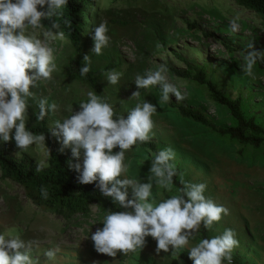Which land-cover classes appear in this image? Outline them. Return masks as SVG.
<instances>
[{
	"label": "rangeland",
	"instance_id": "374dc122",
	"mask_svg": "<svg viewBox=\"0 0 264 264\" xmlns=\"http://www.w3.org/2000/svg\"><path fill=\"white\" fill-rule=\"evenodd\" d=\"M109 5L110 1H102L95 22L96 26L107 21L109 45L100 55L93 53L92 31L82 43L83 56H90L93 69L113 64L115 70L122 73L116 85L108 83L106 75L99 81L109 102L121 115L126 117L136 103L144 99L157 106L152 117L155 128L149 141L156 144V150L134 146L126 153L128 171L125 175L146 182L153 154L165 148L173 149L176 154L173 163L180 171L179 179L205 183L204 195L230 211L206 229L207 237L233 229L239 247L232 253V264H264V144L259 148L241 146L227 137L210 135L200 125L181 117L178 107L185 106L202 112L214 128L233 125L228 111L210 98L204 86L178 78L172 72L204 67L218 91L231 100H239L244 115L264 128V70L254 66L253 75L249 76L244 71L242 59V51L249 41L255 50L264 52L261 21L233 0H128L112 8ZM236 16L240 17V30L234 33L229 21ZM112 19L127 24L120 27L110 23ZM157 44L162 47L158 48ZM226 46L235 52L228 53ZM52 47L59 70L53 73L52 81H40L32 89L37 98L46 97L49 104L53 101L58 104V110L47 115L50 129L55 121L70 115V108L78 111L79 104L87 100L90 91L84 84L62 74L63 66L76 47L61 39L53 41ZM160 63L167 64L169 79L182 92L188 93L187 98L176 101L173 97L161 104L158 86L141 89L139 101L130 98L136 91V74L154 70ZM37 110V104L30 101L26 124ZM53 148H62V138L55 137ZM63 149L71 150V146ZM117 151L118 148L113 149L114 153ZM23 155L38 165L42 161L45 164L48 159L35 145L20 150L14 144L12 157ZM79 162L83 164V150ZM174 194L176 188L169 192L154 183L153 196L157 202ZM0 196L3 197L0 198V211L12 205V213L0 215V220L9 225H0V233L15 229L23 239L36 241L32 255L38 256L40 264H113L112 258L95 251L91 240L92 233L103 227L106 210L92 207L89 213L64 221L40 212L25 199L19 185L1 178ZM200 240L199 231L188 247L173 255L171 252L157 254L156 242L147 237L142 250L127 256L118 254L115 264H187L185 259H189L190 247ZM57 247L60 251L56 258L46 262L43 253Z\"/></svg>",
	"mask_w": 264,
	"mask_h": 264
},
{
	"label": "clouds",
	"instance_id": "9594fccd",
	"mask_svg": "<svg viewBox=\"0 0 264 264\" xmlns=\"http://www.w3.org/2000/svg\"><path fill=\"white\" fill-rule=\"evenodd\" d=\"M69 0H0V140H14L20 150L35 145L50 157L44 133L34 134L26 127L30 101L37 104V119L43 120L50 112L58 110V104H49L46 97L37 98L32 89L40 81H52L58 66L52 47L56 39L63 40L65 34L59 22L53 21L46 27L42 21L62 16ZM240 17L229 21L232 32L240 30ZM66 26L70 21H64ZM96 55L102 53L110 43L107 21L92 29ZM157 47L162 45L157 44ZM244 71L253 75L258 60L264 59V52L255 50L249 41L242 51ZM80 75L86 76L91 70V58L83 57ZM166 63L136 74V91L130 98L139 101L141 89L158 86L161 91L160 103L166 104L171 98L183 101L188 93L169 79ZM108 83H119L122 73L110 70L106 74ZM70 115L57 120L49 130L52 136L62 138V148L71 146L72 158L79 161L83 150V164L69 162V168L78 173L76 179L81 185L95 184L102 196L111 198L120 211L106 210L102 228L91 235L94 249L98 254L108 256L115 264L118 254L127 256L146 246V238L156 242V253L177 255L188 247L191 239L200 231L210 229L230 211L216 204L204 193L205 183L185 182L176 189V194L159 202L153 196L154 183L171 192L173 178L177 175L175 152L165 148L154 153L146 182L127 178L126 153L137 144L150 141L155 128L152 119L157 106L146 99L136 103L126 115H117L116 108L106 98L94 91L87 92L86 102L79 104V110L69 109ZM14 133V134H13ZM118 148L119 151L113 152ZM42 161L37 166L40 171ZM130 190V193H129ZM41 196L48 198L47 188L40 189ZM97 207L96 205H93ZM36 241L23 239L15 229L0 233V264H40L38 256L33 257ZM239 247V240L233 229H225L222 235L201 239L191 246L188 258L192 264H232L233 251ZM60 249H48L43 253L46 262L54 260Z\"/></svg>",
	"mask_w": 264,
	"mask_h": 264
},
{
	"label": "trees",
	"instance_id": "16d2710c",
	"mask_svg": "<svg viewBox=\"0 0 264 264\" xmlns=\"http://www.w3.org/2000/svg\"><path fill=\"white\" fill-rule=\"evenodd\" d=\"M104 0H69L67 6L63 9L62 16H55L42 23L46 27H51L53 21L59 22L65 34V42L76 47L73 56L69 57L63 66L62 74L77 82L84 84L90 91H94L103 98L108 97L105 90L99 85L103 75L110 70H115V65L108 64L99 69L89 71L86 76L80 75V67L83 66L82 43L92 33L95 22L101 10V3ZM110 1L109 7L119 6L128 0H106ZM234 3L244 10L253 13L261 21L264 27V0H233ZM70 21L66 26L64 21ZM110 23L117 26H125L127 23L112 19ZM227 52L233 54L235 51L226 46ZM264 70V59L258 60L255 65ZM178 78L189 79L207 90L210 98L219 106L226 109L233 121V125L228 128H214L207 120L206 116L199 110L190 109L185 106L178 107V113L181 117L190 120L216 137H227L241 146L249 145L253 148H259L264 144V128L252 118H247L241 108L239 100H231L223 95L216 88L215 84L208 78L205 68L188 67L186 70H172ZM86 102V101H85ZM110 103V102H109ZM39 110H37L26 127L34 134L44 133L46 136V147L50 148V157L40 171H37L38 164L30 158L23 155L21 157H12L14 149V140L4 142L0 140V178L19 185L27 200L32 202L42 213L57 216L64 221L73 219L79 215L89 213L90 209L96 205L103 210L120 211L118 204L112 202L111 198L101 195L95 184L81 185L77 182V175L73 169L69 168V162L77 163L79 161L72 158L71 150L53 148L55 136L51 135L49 119L47 116L41 121L37 119ZM117 115H121L116 109ZM212 133V134H211ZM14 134V133H13ZM139 147L154 152L156 144L147 142L138 144ZM80 163V162H79ZM81 164V163H80ZM82 166V164H81ZM173 178L174 188L182 187L179 179L180 171ZM47 188L48 198L41 196L40 189ZM130 193V191H129ZM201 239L208 238L206 229L201 226ZM187 264H192L189 259H185Z\"/></svg>",
	"mask_w": 264,
	"mask_h": 264
},
{
	"label": "crops",
	"instance_id": "0c3cea01",
	"mask_svg": "<svg viewBox=\"0 0 264 264\" xmlns=\"http://www.w3.org/2000/svg\"><path fill=\"white\" fill-rule=\"evenodd\" d=\"M11 155H12V153H11ZM6 181H7V180H6ZM9 182H10V181H9ZM0 198L3 199L2 196H0ZM25 199H26V198H25ZM26 200H27V199H26ZM27 201H29V200H27ZM31 203H32V202H31ZM9 205H10V204H9ZM5 208H6L5 211H4L5 213H4L3 211H0V215H4V216H5V215H9L10 213H12V212H11V211H12V205H10V207L6 205ZM37 209H38V208H37ZM0 210H1V209H0ZM38 210H39V209H38ZM39 211H40V210H39ZM40 212H41V211H40ZM56 217H57V216H56ZM0 225H7V223H6V221H3V222H2V221L0 220ZM7 226H9V225H7Z\"/></svg>",
	"mask_w": 264,
	"mask_h": 264
}]
</instances>
